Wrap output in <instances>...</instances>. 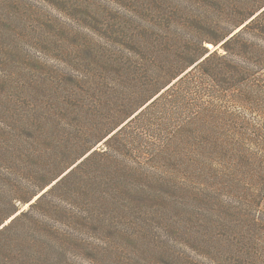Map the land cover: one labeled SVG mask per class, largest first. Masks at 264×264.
Here are the masks:
<instances>
[{"label": "rangeland", "instance_id": "1", "mask_svg": "<svg viewBox=\"0 0 264 264\" xmlns=\"http://www.w3.org/2000/svg\"><path fill=\"white\" fill-rule=\"evenodd\" d=\"M178 4V0H0V230L47 191L55 183L53 178L64 176L85 156L99 151L107 139L100 138L136 104L137 83L111 74L113 68L105 86L84 99L88 88L70 85L67 78L77 74L86 76L80 78H87L88 84L97 82L101 75L88 65L89 60L116 57L120 42L139 35L132 31L133 25L153 24L159 33L154 42L159 44L169 28L160 26L156 13L173 16ZM147 7L159 17L140 16L142 22H128L137 14L131 11ZM188 11L202 19L220 16L214 10ZM175 33L185 34L183 30ZM98 69L103 71L101 66ZM77 102L81 103L75 108ZM26 133L34 134L36 143ZM55 148L61 153L53 170ZM173 158L155 175L145 169L150 175L147 180L132 178L133 165L126 176L88 171L78 190L80 204L70 206L82 218L46 219L40 212L31 213V220L22 218L6 236L8 245L0 253V264L14 262L8 246L22 260L34 249L40 250L50 264L62 260L69 264H252V254L239 253L236 247L235 254H230L220 226L212 225L216 213L193 196L192 173L184 170L181 157ZM49 180L54 182L47 184ZM64 189L55 194L63 197ZM114 190L119 194L114 192L110 199L102 193ZM74 192L68 191L69 198ZM24 198L31 200L24 203ZM217 211L222 214L219 207ZM228 219L235 222L232 234L237 239L248 238L264 247L263 231L251 229L241 216ZM45 226L57 230L49 235L42 231ZM59 233L71 242L63 246L70 254L57 259ZM45 256L37 264H43ZM255 261L264 264V257L258 254Z\"/></svg>", "mask_w": 264, "mask_h": 264}, {"label": "trees", "instance_id": "2", "mask_svg": "<svg viewBox=\"0 0 264 264\" xmlns=\"http://www.w3.org/2000/svg\"><path fill=\"white\" fill-rule=\"evenodd\" d=\"M178 2L173 16L165 11L156 13L160 14V26L164 24L169 28L159 44L157 40L154 42L159 33L153 24L151 27L133 25L132 31L139 35L133 34L131 39L120 42L116 57L89 60L88 65L95 66L96 73L101 75L97 82L88 84L87 78H80L86 76L77 74L67 78L70 85L88 88L84 99L90 91L105 86L109 70L113 68L111 74L137 83L136 104L120 115L118 122L100 138L107 139L99 151L85 156L64 176L53 178L55 183L47 191L0 230V253L7 244L6 236L18 227L22 218L31 220V213H44L46 219L70 216L77 221L82 218L70 206L80 204L78 190L88 171H104L109 177L110 174L126 176L130 170L132 172L133 165L132 178L147 180L148 172L153 175L162 172L163 165H169L173 156H177L185 162L184 170L189 169L194 177L193 196L216 213L212 225L220 226L230 254H235V247L239 253L252 254V264H258L255 261L258 254L264 257V247L252 244L248 238L237 239L236 234H232L235 222L226 220L228 216H241L248 220L251 229L264 232V0ZM189 8L214 10L220 16L202 19L190 14ZM219 9L227 11L225 16ZM151 11L148 7L135 9L131 13L136 12L132 15L136 18L130 16L127 20L133 23L139 21L140 16L149 20L159 17ZM148 14L155 16L151 18ZM181 30L185 33L182 37L175 33ZM100 66L104 72L98 69ZM26 137L36 143L34 134L26 133ZM55 150L51 160L53 167L50 164L53 170L59 164L58 154L61 153ZM49 181L47 184L54 182ZM61 188H65L63 197L55 194ZM71 189L75 192L69 198ZM114 192L119 194L117 190L102 191L108 199ZM52 198L60 204L55 205ZM217 207L222 210L221 215ZM45 227L42 231L49 235L57 230ZM59 235L57 259L70 254L63 246L71 241L66 240L65 233ZM7 250L14 259L13 264H37L45 256L34 249L33 254L22 260L9 246ZM45 262L50 264L46 256L43 264ZM60 264L69 263L62 260Z\"/></svg>", "mask_w": 264, "mask_h": 264}, {"label": "water", "instance_id": "3", "mask_svg": "<svg viewBox=\"0 0 264 264\" xmlns=\"http://www.w3.org/2000/svg\"><path fill=\"white\" fill-rule=\"evenodd\" d=\"M220 45H221V44H219L218 46H216L215 49H218V48L220 47ZM104 141H105V140H104ZM104 141H103V142H104ZM65 174H66V173H65ZM65 174H63V175H65ZM38 197H39V196H37L36 198H34V200H33L32 202H34Z\"/></svg>", "mask_w": 264, "mask_h": 264}]
</instances>
